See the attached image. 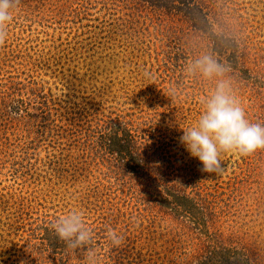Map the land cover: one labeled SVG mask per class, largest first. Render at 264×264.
<instances>
[{
    "label": "rangeland",
    "instance_id": "1",
    "mask_svg": "<svg viewBox=\"0 0 264 264\" xmlns=\"http://www.w3.org/2000/svg\"><path fill=\"white\" fill-rule=\"evenodd\" d=\"M181 1L20 0L0 45V264H86L51 228L72 210L97 264H264V150L205 173L180 142L215 87L186 74L205 55L264 125V0H195V22ZM128 132L133 165L104 137Z\"/></svg>",
    "mask_w": 264,
    "mask_h": 264
},
{
    "label": "clouds",
    "instance_id": "2",
    "mask_svg": "<svg viewBox=\"0 0 264 264\" xmlns=\"http://www.w3.org/2000/svg\"><path fill=\"white\" fill-rule=\"evenodd\" d=\"M20 0H0V45L5 42L7 26L13 20V13ZM228 69L205 55L189 65L186 74L204 79H215V87L202 97L203 111L198 121L183 129L180 142L190 156L202 164L200 171L220 173L223 171L221 155L233 153L237 156H251L257 150H264V125L247 119L246 111L226 78ZM175 95V93H171ZM57 237L67 248L75 251L87 248L86 264H97L96 253L91 249L93 231L87 226L85 215L72 210L51 224ZM106 239L112 247H120L124 236L108 228Z\"/></svg>",
    "mask_w": 264,
    "mask_h": 264
},
{
    "label": "trees",
    "instance_id": "3",
    "mask_svg": "<svg viewBox=\"0 0 264 264\" xmlns=\"http://www.w3.org/2000/svg\"><path fill=\"white\" fill-rule=\"evenodd\" d=\"M198 2L196 1V3H195V0H192L191 2H187L186 0H185V2L184 1H181V3H179V2H177V3H175V2H173V4H175L174 5V9H177V10H180V9H182V7L186 10V11H184V13H186V15L187 16H191V17H189L190 18V20H193V22H195V13H194V9L195 8H201L200 6H198V4H197ZM181 11V10H180ZM192 22V23H193ZM129 136V137H128ZM131 136V137H130ZM105 137V140L107 141V144L109 145V146H112V145H117V146H120V151L122 150V152L125 154V152H127V154H128V157L129 158H131L130 159V162H132V165H133V163L134 162H136L137 163V160H140V159H138L139 157V155H135L134 153H133V151L136 149V152H139V147H140V143H141V141H139V140H137V139H135V136H132L131 135V133H126V134H124V139H122V138H120L118 135L116 136V135H114V136H112V137H110L109 139L108 138H106V136H104ZM127 151H126V150ZM125 151V152H124ZM140 154V153H139ZM122 159H123V157H121ZM127 157H125V159H126Z\"/></svg>",
    "mask_w": 264,
    "mask_h": 264
}]
</instances>
